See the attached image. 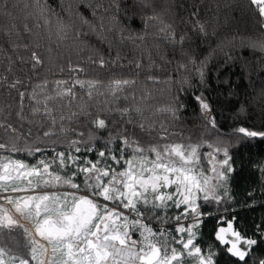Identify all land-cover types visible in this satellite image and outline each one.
Listing matches in <instances>:
<instances>
[{
    "label": "trees",
    "instance_id": "obj_1",
    "mask_svg": "<svg viewBox=\"0 0 264 264\" xmlns=\"http://www.w3.org/2000/svg\"><path fill=\"white\" fill-rule=\"evenodd\" d=\"M39 3L43 13L36 0H0V144L6 146L0 162L53 160L52 168L61 171L57 153L102 159L98 153L105 151L102 162L122 171L124 161L116 164L111 156L119 159L123 138L136 142L124 151L125 159L132 158L137 144L150 160L153 146L162 153L166 145H182L186 152L197 146L195 165L214 196L209 193L205 200L201 192L197 199L204 218L194 229V244L203 255L213 254V264L264 260V136L237 131L264 133V17L251 0ZM76 80L96 84L81 87ZM125 80L130 83L114 84ZM197 97L207 110H201ZM100 119L103 128L96 126ZM209 154L228 160L224 179H212ZM81 191L90 195L83 183ZM168 205L139 207L154 224L192 216L178 221L182 207ZM5 214L18 224L0 227L4 261L19 257L33 264L30 250L39 245L29 225L0 205V216ZM229 222L242 237L256 240L245 261L216 239Z\"/></svg>",
    "mask_w": 264,
    "mask_h": 264
},
{
    "label": "snow or ice",
    "instance_id": "obj_2",
    "mask_svg": "<svg viewBox=\"0 0 264 264\" xmlns=\"http://www.w3.org/2000/svg\"><path fill=\"white\" fill-rule=\"evenodd\" d=\"M251 3L258 8L260 16L264 17V0H251ZM36 5L41 13L46 10L40 5L39 0H36ZM59 28L63 31L64 25L61 24ZM33 60L37 64L40 63L35 53ZM100 63L103 66V60ZM57 83L65 82L58 81ZM75 83L81 87L87 83L89 88H94L96 84L93 81L80 80H76ZM128 83L130 82L126 80L114 81L117 87ZM68 92L71 90L69 89ZM23 95L21 93V96ZM197 99L200 100V97ZM200 107L204 111L209 108V105L200 100ZM95 123L100 128L106 126L102 119ZM237 131L247 137L264 136V133L249 131L243 127ZM50 134L49 132L44 133L45 136ZM76 143L78 142H73L74 147ZM123 143L125 149H121L119 159L116 156H111L116 164H119L121 160L124 161L125 168L122 171H117L110 165L100 167L102 159L106 158L105 151L98 153L102 159L93 162L85 158L81 163H77L79 157L71 154L65 157V153H57L60 168L67 167L68 162H71L76 168V171L68 177L49 171L50 164L44 160L39 161V165L43 166L42 168L37 165L28 166L17 160L9 159L6 162H0V181H13L23 178L27 179L28 185L33 188L41 186V183L43 186L51 187L66 185L79 192L81 185L74 182V178L83 175V189L90 192L91 197L100 198L109 203H117L118 208L125 210L121 212L118 208H110L109 203L98 204L90 196L77 195V192H64L62 194L53 192L28 196L23 199L22 204L17 201L16 210L21 213L28 211L31 214L34 205V215L38 218L35 225L36 235L47 241L53 252V257L48 260L47 264H137V262L138 264H183L185 257L193 258V260L198 261V264H213V254L203 255L201 248L193 242L194 229L197 224L187 227L179 224L176 233L186 232L187 238L180 236L179 239H176L175 243L181 244L182 249L178 250L173 247L169 252L166 242L161 246L158 239H152L157 234L143 223V212L139 207L142 203L145 206L151 205L152 208H166L169 206L168 202L172 201L176 208H180L181 205L185 206L183 212L176 217L178 221L188 215H192L194 219L200 215L195 204L196 192H204V199L208 200L209 193L214 196V188L209 187L207 177L201 182L194 173L193 165L199 159L197 146H191L190 151L186 152L182 145H166L163 153L153 146L148 151L155 154V159L150 160L148 156L144 155L145 150L137 144L133 149L132 158L125 159L124 151L136 142H129L127 138H123ZM5 147L4 144H0V149ZM92 150V148L86 149L89 152ZM75 151L79 153L81 149L75 147ZM136 153H140V155L137 157ZM173 156L177 157L178 161L172 159ZM225 156H227L226 151ZM212 159L215 158L212 157ZM137 160L140 161L139 167H136ZM221 163L228 165V160L225 159ZM158 170L167 174H161V171ZM212 170L216 171L215 168ZM13 172L15 176H13ZM145 173L149 175L145 176ZM45 176L48 178L44 179ZM172 176L175 178H171ZM31 177L40 178L41 183L33 184ZM106 177L110 178L105 181ZM218 178L224 179L225 177L219 173ZM171 185L177 186L175 193L169 194L160 191L161 188H167ZM20 190L23 189L13 188V191ZM149 191L152 193L151 199H149ZM177 194L182 198L174 199ZM8 202H12L11 198H8ZM125 212L132 213L136 218L130 219ZM17 224L18 222L7 214L0 216V227L11 229ZM137 230L142 237L140 241L133 240L131 237V233ZM160 235L162 236L164 233L161 232ZM229 235L231 239L227 238ZM216 239L222 245H230L227 247L228 253L238 257L241 261H245L249 250L256 244V240L246 239L239 232L233 230L231 222L228 223L227 229H219L216 233ZM32 243L35 245L36 241L33 240ZM241 245L246 247L242 248ZM46 251L47 249L43 245L33 246L30 250L31 260H36L39 255ZM57 254H59V259H57ZM5 255L4 250L0 248V264H5L3 259ZM12 259H19V264H30L29 259L19 257ZM39 264H45V261L40 260ZM259 264H264V260H261Z\"/></svg>",
    "mask_w": 264,
    "mask_h": 264
},
{
    "label": "rangeland",
    "instance_id": "obj_3",
    "mask_svg": "<svg viewBox=\"0 0 264 264\" xmlns=\"http://www.w3.org/2000/svg\"><path fill=\"white\" fill-rule=\"evenodd\" d=\"M72 156H76V157H79V160L77 161V163H81L85 160V158L87 160H90V161H93L95 162L96 160H98L99 158H93V159H89L88 157H86L85 155H82V154H73ZM212 157H214L215 159H212ZM17 160V161H22L24 164L28 165V166H33V165H37L39 167H43L42 165H39V161H36L35 163H28L26 161H23L21 159H18V158H13V157H9L7 158L4 162H6L7 160ZM44 161L48 162L50 164V169L49 171L51 172H54V173H59L61 176H64V177H68V176H71L72 172L76 171V168L71 164V162H68V166L63 168L61 171L57 170V169H53L52 168V165H53V160H45L43 159ZM211 161V162H210ZM222 161H218L217 160V157L214 155V154H211L210 157H209V164L211 166V168H215L216 171L214 172L212 169H211V173H213L214 175H212V179H214V181L218 180V174L219 173H222V166L223 164L221 163ZM105 166V163H101L100 167H104ZM179 166V165H178ZM193 168H194V173L198 176V178L201 180V176H203V171H202V168L199 167V166H196V165H193ZM158 171H161V174H167V173H162V170H158ZM210 173V172H209ZM149 175L148 173H145V176ZM13 176H15V173L13 172ZM206 177V176H205ZM48 177L45 176L44 179H47ZM110 177H106L105 178V181H107V179H109ZM171 178H175V176H172ZM31 179L33 180V184H37V183H41V180L40 178H37V177H31ZM74 182L78 183V184H81L83 183V175H80V176H77L74 178ZM0 185H2V187H0V205H3V206H6L10 212L15 216L17 217V219H19L22 223H25L27 225H29V228L32 232V235L34 236L35 240H37V243L38 245H43L47 251L46 252H43L42 255H39L37 257L36 260L33 261V264H39V261L40 260H44L45 261V264H47L48 260L50 258L53 257V252H52V248L50 245H48V242L41 239L38 235H36V228H35V225H36V221H37V217L34 215V205L32 206V213L30 214L28 211H24L23 213L21 212H18L16 210V204H17V201H19L21 204L23 203V199L27 198L28 196H37V195H44V194H51L53 192L57 193V194H62L64 192H77V190L75 189H72L68 186H60V185H57L56 187H47V186H43L42 183H41V186L39 187H30L28 185V181L27 179H16V180H13V181H0ZM174 190L169 192V194H172V193H175L176 192V185H172ZM170 187V186H169ZM13 188H20V189H23V190H20V191H13ZM168 188V187H167ZM166 188H161L160 191L161 192H164V193H168L166 192L165 190ZM181 191H183V189H181ZM193 191L195 192V189H193ZM150 193V191H149ZM200 193L201 192H196L195 194V204H197V199L198 197L200 196ZM77 195H82V196H90V198H93L96 200V202L98 204H105V203H109V202H106V201H103L102 199L100 198H96V197H91V194L88 195V194H85L83 193L81 190L79 192H77ZM8 198H11L12 202L9 203L8 202ZM182 197L179 196L178 194L176 196H174V199H181ZM70 199V197H69ZM61 203H63V200H61ZM51 203H50V207H51ZM109 207L110 208H118V206L115 204V203H109ZM182 207V210L180 212V214L183 212L184 210V205H181ZM70 210V209H69ZM119 211L121 212H124L125 210L123 208H118ZM127 213H130V212H125L126 215H128ZM179 214V215H180ZM43 215V213H42ZM54 215V214H53ZM204 218V216L202 215H199L197 218H193V216H191L190 218L186 219V220H183L182 222H179V223H159L161 225H165V227L163 229H154V233H156V237H152L153 240H157L159 241V244L161 246H163L165 244V242L167 243V246H168V251L170 252L171 249L174 247V248H177L178 250L179 249H182V245L181 244H177L175 243V240L176 239H179L180 236H183L185 238H187V233H182V234H178L176 233V228L179 224H183L185 227L189 226V225H192V224H199L200 221ZM163 232L164 235H160V233ZM195 232V230H194ZM134 232H132L131 234L133 235H136L134 234ZM231 237V236H230ZM137 241V237L135 239ZM59 254H57V259H59ZM5 264H19V261L17 260H11L9 262H5ZM138 264V262H137ZM183 264H198V261L196 260H193V258H190V257H185L184 260H183Z\"/></svg>",
    "mask_w": 264,
    "mask_h": 264
},
{
    "label": "built area",
    "instance_id": "obj_4",
    "mask_svg": "<svg viewBox=\"0 0 264 264\" xmlns=\"http://www.w3.org/2000/svg\"><path fill=\"white\" fill-rule=\"evenodd\" d=\"M127 214H128L130 219L136 218L132 213H127ZM142 220H143V223L146 224L148 227H150L153 231H154V229H163L165 227V225L154 224L153 222L146 220L144 217H142ZM134 234H136L137 241H140L142 239V237L140 236L139 230L135 231Z\"/></svg>",
    "mask_w": 264,
    "mask_h": 264
}]
</instances>
